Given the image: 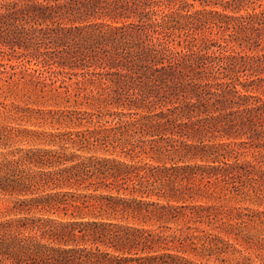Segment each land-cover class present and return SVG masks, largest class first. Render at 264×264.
I'll use <instances>...</instances> for the list:
<instances>
[{"label": "trees", "instance_id": "16d2710c", "mask_svg": "<svg viewBox=\"0 0 264 264\" xmlns=\"http://www.w3.org/2000/svg\"><path fill=\"white\" fill-rule=\"evenodd\" d=\"M258 1L0 0V53L39 77L80 70L75 96L98 111L7 103L0 62V264H227L242 250L221 232L264 251V211L199 201L215 183L264 185ZM214 29L240 49L200 37Z\"/></svg>", "mask_w": 264, "mask_h": 264}, {"label": "rangeland", "instance_id": "374dc122", "mask_svg": "<svg viewBox=\"0 0 264 264\" xmlns=\"http://www.w3.org/2000/svg\"><path fill=\"white\" fill-rule=\"evenodd\" d=\"M264 8V0H259L253 6L258 8L259 6ZM197 8L200 7L199 3L196 4ZM258 10H260L258 8ZM244 13V12H243ZM203 37H212L219 42L225 44H229V46L235 45L236 48L240 49L238 44L235 43H226L224 38H228L226 34L219 32L217 29L213 31H205L203 34H200ZM216 49V48H215ZM17 53L12 51H7L5 53H0V62L6 64V70L10 74H15L11 82V92L7 86H5V93L3 96L7 95L8 98L6 100L7 103L15 102L19 104L21 107H31L36 110H77L81 112H88L91 114H95L93 116L94 123L98 120L96 116L98 115L97 109L94 107H90L85 104L84 100L77 99L75 96L76 88L78 87L76 83L78 81H82L83 77L81 76L80 70H71L69 68L62 69L58 66L52 67V71L56 72L54 74L50 72H45L42 77H39L40 74L35 73L33 69H38L35 64L27 63V59H17ZM33 68V69H31ZM29 69V71H27ZM31 69V70H30ZM37 77L41 78V80L47 84L44 88V92H42V86H37L32 83V80H36ZM69 92V93H68ZM264 96V92H260ZM57 96V97H56ZM4 100L3 97L0 98V101ZM69 101V102H68ZM106 119L104 118L103 122ZM107 120H111V118H107ZM106 120V121H107ZM102 122V123H103ZM31 125V124H29ZM28 125V126H29ZM34 129H42V130H55L59 128L58 125H55L54 128L50 125L41 124L38 126H30ZM87 128L92 129L93 125H85L82 127H77L70 125L69 128L60 127L61 130H69V131H82ZM254 153H257L254 149H251L246 153L247 159H252ZM102 154V152H99ZM146 161H151V158L142 156ZM243 159V158H242ZM200 203L203 205H217L219 207V211L225 212L224 215L219 217H226L227 214L235 213L238 210H243L244 208H250L252 211L259 210L264 211V185L260 186L259 184H255L254 188L252 186L243 187L240 183H215L209 188V193L202 196L200 198ZM10 205L8 199L0 197V213L6 214L7 207ZM225 221L228 222V217L224 218ZM235 220H231L230 223H235ZM174 229L176 228L175 224L171 225ZM202 228L211 230L210 227L202 226ZM252 234L257 233L256 229L249 226ZM261 228H257L260 230ZM215 233L221 232L220 229L212 230ZM259 233V232H258ZM257 233V234H258ZM222 237L226 240H229L237 249L242 250V254L235 252L234 254L226 255L229 259L227 264H236L237 260H241L243 255L251 256L254 263H259L258 254L264 255V251L258 252L254 249L246 250V245L235 239L233 235H226L225 232H221ZM232 251V249H230ZM233 253V252H231ZM193 259L199 260L197 256L194 254L191 255ZM205 262V260H204ZM209 264H222L212 258Z\"/></svg>", "mask_w": 264, "mask_h": 264}]
</instances>
